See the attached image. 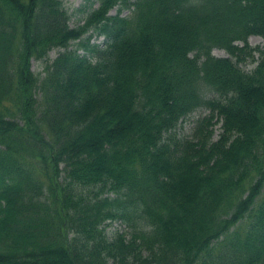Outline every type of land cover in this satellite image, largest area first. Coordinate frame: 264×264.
Masks as SVG:
<instances>
[{
  "label": "trees",
  "instance_id": "trees-1",
  "mask_svg": "<svg viewBox=\"0 0 264 264\" xmlns=\"http://www.w3.org/2000/svg\"><path fill=\"white\" fill-rule=\"evenodd\" d=\"M90 1L0 0V264H264V0Z\"/></svg>",
  "mask_w": 264,
  "mask_h": 264
},
{
  "label": "rangeland",
  "instance_id": "rangeland-1",
  "mask_svg": "<svg viewBox=\"0 0 264 264\" xmlns=\"http://www.w3.org/2000/svg\"><path fill=\"white\" fill-rule=\"evenodd\" d=\"M63 7L65 10H67V12L70 15V20H69L70 27H78L83 24L87 14L91 10L97 7V3L94 1H90V0H63ZM117 13H118V7H115L110 11V15H116ZM120 14L125 16L128 14V10H124L120 12ZM89 34L90 33H88V35ZM86 36L87 34L84 37ZM103 40H104L103 37H96L95 35H93L90 38L89 42L90 44L102 45ZM78 42L79 40L72 42L70 48L72 49L76 48ZM248 44L251 47L262 46L263 41L260 37L252 36L248 38ZM60 51L62 50L54 49L50 51L48 54V59L50 61L54 60ZM212 55L215 57H219V58L228 57L227 53L221 49H213ZM256 57L257 56L255 55V58ZM255 65L256 63L254 62H251V63L248 62L247 64H242L241 67L246 71H250ZM31 70L36 76L42 77L44 75V63L40 61H35L34 59H32L31 60ZM36 98L37 100H39L38 95L36 96ZM208 115H209V111L206 109H198L195 112H193L190 116H188L187 118H185L183 121L179 123L175 131V139H178V140H183L187 138L190 139L192 135L194 121L204 116H208ZM212 123H213V127H212L213 136L212 137L213 139H216L219 133V129H218L219 124L216 123L215 116H214V119L212 120ZM106 231H107L106 232L107 236H111V234L114 232H129L130 227L127 222L116 221V222H113L110 226H108L106 228Z\"/></svg>",
  "mask_w": 264,
  "mask_h": 264
}]
</instances>
